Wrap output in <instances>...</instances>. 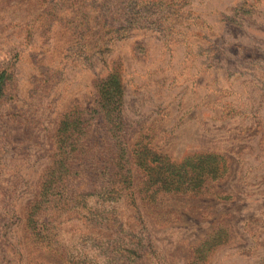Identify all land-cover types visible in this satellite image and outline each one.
Masks as SVG:
<instances>
[{"label":"rangeland","instance_id":"374dc122","mask_svg":"<svg viewBox=\"0 0 264 264\" xmlns=\"http://www.w3.org/2000/svg\"><path fill=\"white\" fill-rule=\"evenodd\" d=\"M112 71L134 203L76 177ZM0 75V264H264V0H0Z\"/></svg>","mask_w":264,"mask_h":264},{"label":"trees","instance_id":"16d2710c","mask_svg":"<svg viewBox=\"0 0 264 264\" xmlns=\"http://www.w3.org/2000/svg\"><path fill=\"white\" fill-rule=\"evenodd\" d=\"M2 77L0 75V86ZM97 98L95 100V109L92 119L78 117V125L76 126V137H79L78 152L73 154L77 159L78 174L77 178L82 182H88L90 187L87 190H81L80 196L84 199L86 196L95 195L104 200H116L119 198L128 197L134 203V193L132 190V180L130 179V169L134 165L137 168L142 166V159L137 150H133L130 154L122 136L118 133L122 126L120 117L122 85L119 74L112 71L108 74L107 79H100L96 84ZM95 120V126L102 129L109 136L107 139L97 138L93 142L92 136L86 141V136L89 131V123ZM67 116L60 121L57 133V141L60 147L64 148V153L67 156L70 153V148L74 146L72 143L71 133L66 128ZM99 134V132H98ZM75 150V149H74ZM73 152V151H72ZM80 152V154H78ZM71 155V154H70ZM145 169L149 170V177H154L153 171L156 167L151 164L150 160H146ZM168 173L172 170L167 168ZM77 173V172H76ZM165 182L170 183L171 178L168 174L165 175ZM43 185V184H42ZM83 202V200H82Z\"/></svg>","mask_w":264,"mask_h":264}]
</instances>
